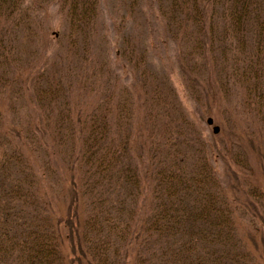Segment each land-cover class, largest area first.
<instances>
[{
  "label": "trees",
  "instance_id": "trees-1",
  "mask_svg": "<svg viewBox=\"0 0 264 264\" xmlns=\"http://www.w3.org/2000/svg\"><path fill=\"white\" fill-rule=\"evenodd\" d=\"M0 264H264V0H0Z\"/></svg>",
  "mask_w": 264,
  "mask_h": 264
},
{
  "label": "rangeland",
  "instance_id": "rangeland-1",
  "mask_svg": "<svg viewBox=\"0 0 264 264\" xmlns=\"http://www.w3.org/2000/svg\"><path fill=\"white\" fill-rule=\"evenodd\" d=\"M170 79H171V84L173 85L175 91H176V94L178 96V98L180 99V101H182V103L184 104V106L186 107V109L188 111H190L191 108H193L192 106V103L189 102V100L184 96V93H183V90L181 88V85L179 83V80H178V77L176 75V73H173L171 76H170ZM205 120H206V117L203 118V120L200 121V126L201 128L203 129V132L205 135L209 136L211 135L212 133V126H216L218 127V133L216 134V136H219L221 134V127H220V124L216 121L213 120V124L212 126H207L206 123H205ZM235 125L238 126V130H233V131H229L228 132V126L225 128L223 127L222 128V134L221 136L225 137V139H227L230 143H232V147L233 148H237V143L239 141V139H241L243 141V135H242V132H241V128H242V124L240 123L239 120H237L235 122ZM233 127V125H232ZM231 128V127H229ZM239 138H238V136ZM212 163L214 164V161L212 159ZM222 162L218 161V163H215V168L216 170L219 172V174H221L223 176V167H222Z\"/></svg>",
  "mask_w": 264,
  "mask_h": 264
},
{
  "label": "water",
  "instance_id": "water-1",
  "mask_svg": "<svg viewBox=\"0 0 264 264\" xmlns=\"http://www.w3.org/2000/svg\"><path fill=\"white\" fill-rule=\"evenodd\" d=\"M212 124H213L212 119H211V118H208V119L206 120V125H207V126H212ZM212 133H213V134H217V133H218V127H216V126H212Z\"/></svg>",
  "mask_w": 264,
  "mask_h": 264
}]
</instances>
